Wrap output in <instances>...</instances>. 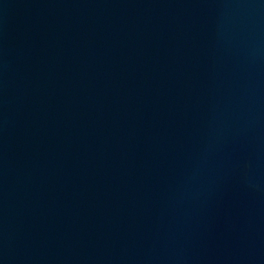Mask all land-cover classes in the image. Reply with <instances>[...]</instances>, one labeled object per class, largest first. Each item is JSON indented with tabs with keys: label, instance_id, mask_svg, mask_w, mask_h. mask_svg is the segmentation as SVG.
Returning a JSON list of instances; mask_svg holds the SVG:
<instances>
[{
	"label": "water",
	"instance_id": "water-1",
	"mask_svg": "<svg viewBox=\"0 0 264 264\" xmlns=\"http://www.w3.org/2000/svg\"><path fill=\"white\" fill-rule=\"evenodd\" d=\"M0 264H264V0H0Z\"/></svg>",
	"mask_w": 264,
	"mask_h": 264
}]
</instances>
